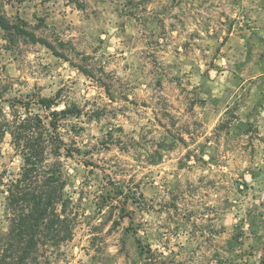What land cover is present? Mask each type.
<instances>
[{
    "label": "rangeland",
    "instance_id": "374dc122",
    "mask_svg": "<svg viewBox=\"0 0 264 264\" xmlns=\"http://www.w3.org/2000/svg\"><path fill=\"white\" fill-rule=\"evenodd\" d=\"M0 13L42 40L0 27V130L76 110L55 119L75 216L57 264H264V0H0ZM21 163L6 131L0 171Z\"/></svg>",
    "mask_w": 264,
    "mask_h": 264
},
{
    "label": "trees",
    "instance_id": "16d2710c",
    "mask_svg": "<svg viewBox=\"0 0 264 264\" xmlns=\"http://www.w3.org/2000/svg\"><path fill=\"white\" fill-rule=\"evenodd\" d=\"M20 22L11 23L0 13V27L11 40L24 36L32 42L42 41ZM36 102L44 109L55 104L53 98L46 97L37 98ZM18 103L29 109V102ZM74 111L73 108L51 111L52 118L48 121L51 128L36 113L14 114L2 123L0 136L6 131L10 134L22 163L13 178H5L0 171L7 221L5 230L0 229V264H57V250L72 237L75 216L64 192L66 181L58 160L62 153L71 155V148L55 132V119ZM50 157L54 160H49Z\"/></svg>",
    "mask_w": 264,
    "mask_h": 264
}]
</instances>
